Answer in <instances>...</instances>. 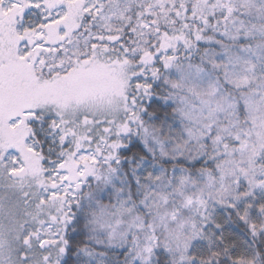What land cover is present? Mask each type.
Returning <instances> with one entry per match:
<instances>
[{
    "label": "snow or ice",
    "instance_id": "1",
    "mask_svg": "<svg viewBox=\"0 0 264 264\" xmlns=\"http://www.w3.org/2000/svg\"><path fill=\"white\" fill-rule=\"evenodd\" d=\"M0 264H264V0H0Z\"/></svg>",
    "mask_w": 264,
    "mask_h": 264
}]
</instances>
